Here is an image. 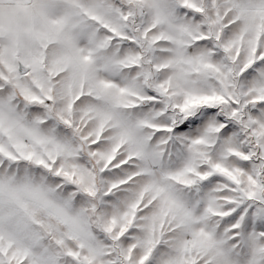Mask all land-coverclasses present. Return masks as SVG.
<instances>
[{
    "label": "snow or ice",
    "instance_id": "1",
    "mask_svg": "<svg viewBox=\"0 0 264 264\" xmlns=\"http://www.w3.org/2000/svg\"><path fill=\"white\" fill-rule=\"evenodd\" d=\"M0 264H264V0H0Z\"/></svg>",
    "mask_w": 264,
    "mask_h": 264
}]
</instances>
